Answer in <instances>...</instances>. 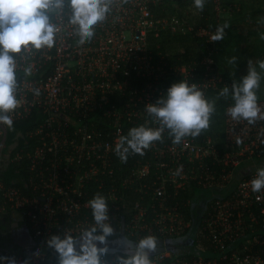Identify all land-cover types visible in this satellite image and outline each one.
Listing matches in <instances>:
<instances>
[{
    "label": "built area",
    "instance_id": "2783aa9c",
    "mask_svg": "<svg viewBox=\"0 0 264 264\" xmlns=\"http://www.w3.org/2000/svg\"><path fill=\"white\" fill-rule=\"evenodd\" d=\"M227 3L206 0L199 11L194 0H116L84 45L68 0L49 11L54 46L12 54L20 101L13 123L35 112L41 120L27 134L32 140L4 152L5 142L1 152V163L19 164L23 173L16 183L0 179V221L22 222L31 241L27 249L0 251V264H60L62 242L79 252L91 236L99 238L88 203L96 193L106 198L112 228L94 241L100 264H123L145 235L158 241L149 253L153 264H264V189L254 193L250 185L264 167V120H232L228 100L219 141L202 132L177 144L165 130L143 155L130 151L123 162L115 151L132 127L146 120L159 126L144 107L172 83H195L206 97L231 88L215 62L218 41H211L214 20L235 7ZM187 43L195 46L189 57ZM258 104L264 109V98ZM3 135L0 125V143ZM242 161L251 167L236 178ZM198 187L231 189L192 218L188 193ZM184 236L191 244L171 242Z\"/></svg>",
    "mask_w": 264,
    "mask_h": 264
},
{
    "label": "clouds",
    "instance_id": "9594fccd",
    "mask_svg": "<svg viewBox=\"0 0 264 264\" xmlns=\"http://www.w3.org/2000/svg\"><path fill=\"white\" fill-rule=\"evenodd\" d=\"M64 0H0V125L11 128L12 113L20 103L15 95L17 89V64L14 55L22 50L52 48L55 43L56 27L50 22L49 11L62 7ZM72 9L70 23L77 25L78 43L84 45L92 40L97 25L108 19L116 0H68ZM206 0H194V5L203 11ZM228 23L217 26L211 41L225 38ZM264 39V35L261 36ZM237 57L233 56L229 63L235 64ZM257 66L260 71L257 70ZM25 75H31L32 69L24 70ZM264 72V60L253 64L248 61L247 74L239 82L231 86V99L234 102L226 109V114L234 121H247L253 125L257 120H264V109L258 104L257 90L260 88ZM39 95V89H34ZM229 88L223 87L218 93L227 97ZM144 110L151 121L158 127L149 126V121L129 129L126 136L119 138L116 154L123 162L127 154H144L156 141L162 140V134L168 131L174 143H180L185 137H197L210 126V121L216 111L215 100L206 97L204 91L195 83L189 84L182 79L172 83L166 93L161 94L154 102L145 105ZM251 190L259 193L264 189V167L257 169L256 175L250 181ZM95 226L102 233L96 241L103 242L105 236L111 233L108 224L109 207L106 198L96 193L89 201ZM158 247L157 238L145 235L138 242L134 255L123 260V264H153L149 253ZM60 264H100L99 248L92 241H85L79 252L73 250L69 241L60 244Z\"/></svg>",
    "mask_w": 264,
    "mask_h": 264
},
{
    "label": "rangeland",
    "instance_id": "374dc122",
    "mask_svg": "<svg viewBox=\"0 0 264 264\" xmlns=\"http://www.w3.org/2000/svg\"><path fill=\"white\" fill-rule=\"evenodd\" d=\"M226 1L232 3V5L235 7L230 10L223 11L219 17L220 20H214L212 25L216 28L217 26H222L224 23L229 24V27L225 29V36L230 34L234 35L231 53L230 55H226L220 52L218 60L226 68L230 78L236 82H239L242 77L247 74L249 60H252L253 64H256V62L259 60H264V39L261 38V36L264 35V11H259V9H264V2L263 0ZM239 10H242L241 14L235 16V11ZM251 14H253V16ZM231 17L234 18L228 21V19ZM221 41L222 40H220V42ZM233 56L237 57V62L235 64L229 63V60ZM257 70L260 71L258 66ZM261 75L262 80L260 88L256 92L258 98L264 97V72H262ZM222 99L225 102L231 100V88H229V95L227 97H222ZM251 164L252 162L242 161L240 165L235 168L236 178L243 170L251 167ZM230 189L231 187H226L224 190L218 191L215 188H196L195 193L192 195L194 204L192 206V211L201 214L204 211L205 205H207L208 201L215 197L226 195ZM17 215H21V212H19ZM16 230H18V228ZM2 234L7 235V237L9 236V230L6 226L3 227ZM97 236V234L96 236H91L90 241H96L98 239ZM171 242L173 244L184 243L189 245L191 244V239L188 236H184L179 239H173ZM127 244L130 248L135 245V243L131 240H128Z\"/></svg>",
    "mask_w": 264,
    "mask_h": 264
},
{
    "label": "trees",
    "instance_id": "16d2710c",
    "mask_svg": "<svg viewBox=\"0 0 264 264\" xmlns=\"http://www.w3.org/2000/svg\"><path fill=\"white\" fill-rule=\"evenodd\" d=\"M221 2L224 5H227L228 4L227 2H229V1L221 0ZM263 2H264V0H263ZM210 7H212L211 4H210ZM261 10L264 11V9H259V11H261ZM235 12H236L235 16H237V15L241 14L242 10L235 11ZM251 15L253 16V14H251ZM233 18L234 17L229 18L228 21L232 20ZM185 38H187V37H182V39H185ZM233 39H234V35L230 34L228 36H225V38L221 42L218 41L216 46H215V56H214L216 64L220 65V67L222 68V70L224 72L226 79L229 82H231L232 84H233V82H236V81L230 78L228 71L221 64V62L218 60V57H219L220 52H222L226 55H230L231 47L233 45ZM182 41H183L182 43H184L185 40H182ZM184 46L186 48V53H187L188 57L194 54L193 51L195 50V48H194L195 46L192 43H190V44L187 43ZM219 92L220 91H215V92L210 91L207 94L208 99L215 100L216 111L211 118L209 128L205 131H202L203 135H206L208 132L212 137H214V139H216L218 141L221 139L220 135L223 133V129H224L223 128L224 127L223 105H224V103L227 102V101L225 102L222 99V97H220V96L218 97ZM260 98H264V97H259L258 99H260ZM40 120H41L40 115L35 112L28 119L17 121L15 123H13L11 128H7L8 136H7L6 147L4 148V152L6 150H8V148L15 143H17V148H16V150H17L20 147H22L23 145H25V142L27 139L32 140L31 138L27 137V134L29 131H31L40 122ZM22 171H23L22 166L19 164L9 163L8 165H6L4 162H2L1 166H0V179H2L6 184H11L14 182L16 183L17 179L22 176V173H23ZM189 194L191 196L193 195L192 193H188V195ZM205 207H206V205H205ZM205 209H207V208H205ZM205 209H204V211H205ZM204 211L202 213H204ZM197 215H199V213L192 211V207H191L190 208V216L192 218H196V217H198ZM4 219L6 220V222L0 221L1 232L3 231V227L10 226V223H8L9 222L8 217L6 216V217H4ZM20 223H22V222H20ZM6 240H7V237L4 236L3 234H1L0 251H2V252H4L3 250H4V246L6 245Z\"/></svg>",
    "mask_w": 264,
    "mask_h": 264
},
{
    "label": "flooded vegetation",
    "instance_id": "af4514ba",
    "mask_svg": "<svg viewBox=\"0 0 264 264\" xmlns=\"http://www.w3.org/2000/svg\"><path fill=\"white\" fill-rule=\"evenodd\" d=\"M6 222V221H5ZM23 223H19L18 225L9 226V236L7 237L6 245L4 246V250L6 251H19L20 249H27L30 246L31 235L27 227H23ZM23 227V228H22ZM18 228V230H16ZM22 228L24 235H18L19 229ZM3 249V248H2Z\"/></svg>",
    "mask_w": 264,
    "mask_h": 264
},
{
    "label": "water",
    "instance_id": "95a60500",
    "mask_svg": "<svg viewBox=\"0 0 264 264\" xmlns=\"http://www.w3.org/2000/svg\"><path fill=\"white\" fill-rule=\"evenodd\" d=\"M1 127L4 130V135H3V138H2L1 143H0V163H1V152H2V149L4 147V144H5V142L7 140V136H8V130H7V128L5 126H3V125H1ZM18 224L19 223L17 222L15 225H18ZM1 234H2V232L0 230V238H1Z\"/></svg>",
    "mask_w": 264,
    "mask_h": 264
},
{
    "label": "crops",
    "instance_id": "0c3cea01",
    "mask_svg": "<svg viewBox=\"0 0 264 264\" xmlns=\"http://www.w3.org/2000/svg\"><path fill=\"white\" fill-rule=\"evenodd\" d=\"M20 250H22V249H20Z\"/></svg>",
    "mask_w": 264,
    "mask_h": 264
}]
</instances>
